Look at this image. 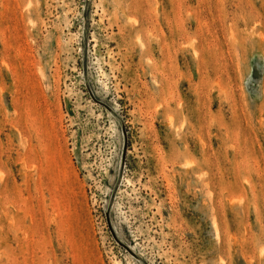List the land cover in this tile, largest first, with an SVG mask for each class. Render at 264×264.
Masks as SVG:
<instances>
[{"label": "rangeland", "instance_id": "374dc122", "mask_svg": "<svg viewBox=\"0 0 264 264\" xmlns=\"http://www.w3.org/2000/svg\"><path fill=\"white\" fill-rule=\"evenodd\" d=\"M0 264H264V0H0Z\"/></svg>", "mask_w": 264, "mask_h": 264}]
</instances>
